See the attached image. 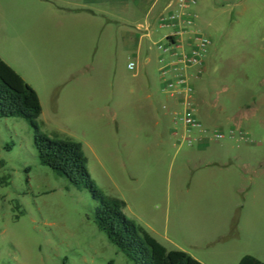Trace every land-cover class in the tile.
<instances>
[{"label": "rangeland", "instance_id": "obj_1", "mask_svg": "<svg viewBox=\"0 0 264 264\" xmlns=\"http://www.w3.org/2000/svg\"><path fill=\"white\" fill-rule=\"evenodd\" d=\"M177 2L0 0V58L38 94L47 129L83 146L98 188L166 250L264 263V0H196L176 27L165 19ZM178 28L179 47L209 41L190 85L219 139L195 147L175 135L161 80ZM35 138L0 120V264H132L97 230L89 193L40 165Z\"/></svg>", "mask_w": 264, "mask_h": 264}, {"label": "trees", "instance_id": "obj_2", "mask_svg": "<svg viewBox=\"0 0 264 264\" xmlns=\"http://www.w3.org/2000/svg\"><path fill=\"white\" fill-rule=\"evenodd\" d=\"M38 94L0 58V120L20 119L35 132L34 147L42 167L86 191L98 204L94 223L108 242L132 264H201L186 253L168 251L124 214L125 204L106 196L92 180L83 146L72 137L49 131L41 119ZM239 264H264L246 256Z\"/></svg>", "mask_w": 264, "mask_h": 264}, {"label": "built area", "instance_id": "obj_3", "mask_svg": "<svg viewBox=\"0 0 264 264\" xmlns=\"http://www.w3.org/2000/svg\"><path fill=\"white\" fill-rule=\"evenodd\" d=\"M181 12L179 15H171L165 19L166 23L178 26L187 20L182 16L196 4V0H178L177 2ZM176 33L170 36V48H178L179 53H173L170 57L171 62L161 71V80L164 86V92L167 96L176 102L177 108L172 112L173 126L175 135H181L183 142L195 147V144H204L211 139H219L217 132L207 130L196 118V107L193 100V87L191 84L192 76L190 71L201 68L203 65L204 49L209 45V41L199 37L196 40L190 38V42L183 48L179 47L184 33L178 28ZM169 49H166L168 52ZM128 69L134 71L135 65L130 64ZM177 130V131H176ZM212 137V138H211ZM211 138V139H210Z\"/></svg>", "mask_w": 264, "mask_h": 264}, {"label": "crops", "instance_id": "obj_4", "mask_svg": "<svg viewBox=\"0 0 264 264\" xmlns=\"http://www.w3.org/2000/svg\"><path fill=\"white\" fill-rule=\"evenodd\" d=\"M146 1H148V0H146ZM161 1H165V2H167V3H171V2H173L174 0H152V2L154 3V5L155 4H157V3H160ZM171 5H172V3H171ZM173 6V5H172ZM170 7V6H169ZM242 260V259H241ZM239 264V263H238Z\"/></svg>", "mask_w": 264, "mask_h": 264}]
</instances>
